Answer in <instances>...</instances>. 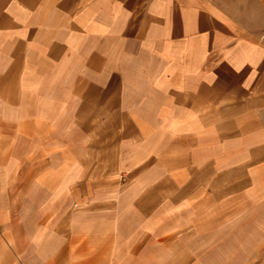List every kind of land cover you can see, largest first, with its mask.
I'll return each instance as SVG.
<instances>
[{
  "label": "crops",
  "instance_id": "0c3cea01",
  "mask_svg": "<svg viewBox=\"0 0 264 264\" xmlns=\"http://www.w3.org/2000/svg\"><path fill=\"white\" fill-rule=\"evenodd\" d=\"M232 10L0 0L2 264H201L237 223L260 257L264 31Z\"/></svg>",
  "mask_w": 264,
  "mask_h": 264
},
{
  "label": "rangeland",
  "instance_id": "374dc122",
  "mask_svg": "<svg viewBox=\"0 0 264 264\" xmlns=\"http://www.w3.org/2000/svg\"><path fill=\"white\" fill-rule=\"evenodd\" d=\"M211 1L217 3L220 7L225 8L227 11L231 10L232 8L233 9L232 13H234L236 18L243 23L244 28L249 30L253 35L255 36L260 35L264 31V0H211ZM245 225L239 226V223L233 224L220 233V235L226 237H238V239L241 238L242 240L240 244L225 245L227 248L225 249L227 259L218 258L217 253H215L217 257L216 259L207 260V261L201 260V264H264V257H261L264 256V251L258 254L260 256L258 259L251 257V255H254V257H256L254 250L257 249V246L255 244L250 245V243L246 239L247 236L246 234L249 229L247 227H244ZM246 240L247 242H245ZM261 246L264 247V245H258L259 248ZM240 248H242L241 254H240ZM218 249L223 250L221 248ZM250 251H252L253 254L252 252L250 253ZM235 252L238 255L237 259H233ZM0 264H2L1 259H0ZM7 264H9V261L7 262Z\"/></svg>",
  "mask_w": 264,
  "mask_h": 264
}]
</instances>
